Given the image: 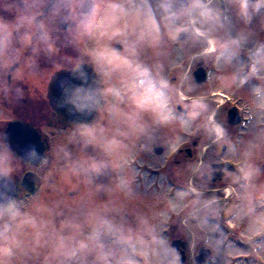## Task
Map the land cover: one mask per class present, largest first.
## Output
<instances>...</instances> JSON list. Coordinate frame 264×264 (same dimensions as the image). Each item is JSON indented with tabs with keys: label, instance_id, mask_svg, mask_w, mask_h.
Wrapping results in <instances>:
<instances>
[{
	"label": "rangeland",
	"instance_id": "rangeland-1",
	"mask_svg": "<svg viewBox=\"0 0 264 264\" xmlns=\"http://www.w3.org/2000/svg\"><path fill=\"white\" fill-rule=\"evenodd\" d=\"M91 1L93 2L91 13L82 14L80 11L82 4L77 9L74 0H28L27 6L24 0H0V23L10 29L20 28L30 33H37L40 39L47 40L49 50L54 53H57L59 47L49 41L58 38L56 40L60 39L64 42V39H67L69 42L67 51L71 60L67 63L69 67L83 61L96 66L98 64L89 53L96 47L97 37L85 35L84 27L96 3V0ZM223 1L225 9L220 11L222 18L227 17L233 34L242 31L248 36L246 48L251 49L264 44V6L255 10L253 6L256 0H248L247 16H245L241 14L239 3L234 0ZM114 2L121 1L114 0ZM152 2L155 3L154 0ZM21 15L24 17L23 20L20 19ZM65 21L76 22V25H61V22ZM65 27L67 29H64ZM42 30L47 31L49 36L40 35L39 31ZM115 42V40L110 42L112 47ZM179 53L180 50L176 49L173 55ZM197 62L192 65L193 72ZM204 64L209 73L214 71L210 62L205 61ZM100 69L106 103L99 110L95 122L85 127L73 126L60 130L52 128L55 131L50 139V159L44 164L43 169L39 170L37 190L31 195H22L18 199L17 206L12 211L6 212L18 210L20 213L18 220L35 219L37 224L36 229L27 226L21 229L17 236L20 242L10 245L12 247L10 256H3V253H0L6 264H98L97 252L88 246L86 240L89 233L86 225L80 229L76 240L67 246L76 249L75 257L62 254L67 247L59 248L57 234L59 236L75 234L76 229L62 225L82 224L86 212L105 205L118 210L109 212V216H114L117 220L122 218L126 226H131L133 229L137 227L141 217H147L167 240L168 247L174 250L170 252L160 249L161 259L165 264H170L176 256L179 258L178 264H200L197 256L201 247L209 250L207 259L201 264H264V225L256 223L253 217L242 212L244 202L241 200L239 211L233 218H224L221 215L229 208L227 185L232 178L221 174L222 179L211 183L205 180L202 174L191 171L190 166L197 159L209 164L210 169L222 168V164L215 156L218 144L213 143L203 129L185 130L179 124L158 129L151 151L139 150L140 145L145 143L143 138L129 137L125 143H134L135 149L124 171L113 169L111 166L101 168L99 171L85 169V160L103 162L107 159L98 143L114 136L123 139L119 133L128 131L122 115V110L126 111V107L118 95L122 88L119 74L115 72L106 74L105 68L100 67ZM166 71L174 82L178 81L179 69L169 67ZM215 88L214 82L206 81L198 85L194 94L210 93ZM228 96L231 98L230 102L235 103L243 113V120L236 128H232L228 121L225 102L218 106L217 101L212 103V107L217 109L215 119L223 124L228 139L240 147L251 138L254 131L248 110L252 99L251 90L246 85L244 89L229 93ZM145 119L151 122L149 117L145 116ZM53 121L59 123L54 113ZM94 137L95 142H89L93 141ZM193 140L198 142L199 148L196 159L189 160L185 157L179 166L176 165L172 160L176 149L191 147ZM173 144L178 147H173ZM155 147H161L162 150L155 151ZM227 157H230L229 153ZM256 164L261 174L255 181L256 187L249 191L258 213L264 211V204H261V200L264 199V187H261L264 185V153L256 160ZM22 167L23 164L8 149L1 150L0 171L16 173ZM121 178L132 180L130 197H126L117 188ZM189 183L196 184L201 190L211 187V191L200 195L204 199L216 198L219 206L218 214L209 218L211 225L218 226V230L211 235L214 239L222 241L216 252L206 246L205 233L198 226V221L192 222L194 219L189 214V209L184 208L181 211L172 207L173 204H188L198 194L191 193ZM240 190L243 194V189ZM5 223L9 225V231L5 236L10 238L16 231L17 221H9L6 216L5 219L0 220V232L3 231ZM37 233L40 235L38 236ZM173 240L184 241L187 247H180V251L172 249ZM100 242L104 245L105 252L112 248V242L108 237H101ZM81 243L85 244V248L79 247ZM148 251L149 255L142 258L132 255L131 250L126 246L120 249L122 259H134L139 264H153L155 259L152 255L153 250ZM183 255L185 260L181 262Z\"/></svg>",
	"mask_w": 264,
	"mask_h": 264
},
{
	"label": "clouds",
	"instance_id": "clouds-1",
	"mask_svg": "<svg viewBox=\"0 0 264 264\" xmlns=\"http://www.w3.org/2000/svg\"><path fill=\"white\" fill-rule=\"evenodd\" d=\"M27 6L28 0H24ZM239 3L241 14L247 16L248 0H234ZM83 0H74L78 9ZM264 6V0H256L255 10ZM24 19L23 15L20 17ZM247 22V21H246ZM85 27V35L97 37L96 47L89 53L95 62L108 73H118L121 91L118 95L125 104L122 110L128 131L119 136L106 138L98 143L107 159L103 162L85 160V169L99 171L111 166L113 169L124 171L134 154L135 144L125 143L129 137L143 138L145 143L140 145V151H151L155 143L156 131L179 124L182 129L200 131L203 129L209 139L218 145H227L230 162L237 165L238 174L225 170L226 177H231L233 183H238L243 194L237 192V198L244 202L242 212L253 217L256 223L264 225V211H256L253 196L249 189L256 187L255 181L260 176V168L256 160L264 153V44L254 48H246L248 36L244 32H236L222 18L219 8L213 0H96L94 10ZM12 30L0 23V57L10 44ZM122 45V50L111 46V41ZM176 49L178 55H173ZM242 54L247 56L244 61ZM197 61L210 62L214 71L206 72V81L215 83L216 88L210 93L194 94L198 87L195 82V72L192 65ZM179 69L178 81H173L166 69ZM202 68H196L201 71ZM258 81V83H252ZM248 85L251 90L249 120L253 122L251 138L240 147L227 138L223 124L215 117L217 109L212 103L218 101L222 105L229 93H234ZM92 91L78 87L73 94L72 103L80 110L91 109L95 104ZM182 106L183 111H178ZM145 116L150 118L145 119ZM92 131V130H90ZM95 142V137L93 141ZM173 147L178 145L173 144ZM33 154L35 150L33 149ZM47 163L46 159L41 161ZM191 171L202 174L210 171V165L197 159L191 166ZM132 180L121 178L117 188L126 197L132 195ZM261 187H264L262 185ZM0 203V220L17 221L16 231L9 238L5 233L9 225L5 223L0 232V253L3 256L12 254V247L20 241L17 236L23 227L37 228L35 219L18 220L19 211L6 213L8 204ZM264 204V199L261 200ZM172 207L189 209V214L198 221V226L204 231V241L207 247L216 252L222 241L214 239L211 233L218 230L217 225L209 223L210 217L218 214L216 198L204 199L196 194L188 204ZM118 211L108 206L91 209L85 213L82 224L62 225L71 226L76 233L69 236H59V248L65 249L76 240L83 226L89 228L86 237L88 246L97 252L98 264H139L134 259H122L120 249L126 246L132 255L146 258L149 249L155 257L153 264H165L161 259L160 249L174 251L168 247L167 240L157 231L147 217H141L135 229L117 220L108 213ZM43 226V225H41ZM258 234V233H257ZM39 236L40 233H37ZM101 237H108L112 248L104 251ZM81 249L85 244H79ZM75 257L76 249L67 247L62 253ZM0 256V264L6 261ZM176 256L170 264H178Z\"/></svg>",
	"mask_w": 264,
	"mask_h": 264
},
{
	"label": "flooded vegetation",
	"instance_id": "flooded-vegetation-1",
	"mask_svg": "<svg viewBox=\"0 0 264 264\" xmlns=\"http://www.w3.org/2000/svg\"><path fill=\"white\" fill-rule=\"evenodd\" d=\"M221 1L222 0H213V3L217 2L216 6L220 11L222 9ZM34 19H36V17ZM62 24H66L65 26H75L76 22L67 23L65 21L64 23L61 22V25ZM64 29L67 28L65 27ZM11 30L10 44L5 50V55L0 57V148L1 150L8 149L7 143L4 140V135L8 124L11 121L17 120L24 124H29L38 133L41 143L46 148L44 155L46 161H48L50 159V139L54 136L53 131H55V129H52L53 127L60 130L73 126H86L81 124L70 126L60 121L57 118V113L53 110L48 97L49 83L53 75L59 70L74 68L80 63H76L72 67L68 66L69 64L67 63L69 61L71 62V60L67 51L69 43L67 39L62 38L64 39V42H62L60 39L56 40L58 38H52V40L49 41L50 43H55L56 46L59 47L57 53H54V51L49 50L47 40L40 39L37 33H30V31L22 30L20 28ZM39 32L42 36H49L45 30ZM254 41L255 40H253V42ZM113 47L117 50H122V45L117 41L113 44ZM242 56L244 61H247V56ZM84 62L86 61L81 63ZM204 63L205 61H198L196 68L200 66L206 68ZM92 67L101 76L102 71L100 72V67L98 65H92ZM34 74L35 76H33ZM230 100V97L225 100L227 115L229 108L236 105L235 103H231ZM178 110L183 111L182 106L178 108ZM53 113L59 123L53 121ZM230 125H232V128L237 127V125ZM197 144L198 142L193 140L191 147H178L174 152L175 155L173 154L172 156V160H174L175 164L179 166L182 159L185 157L189 160L196 159L195 156L199 150ZM227 154L228 150L226 144L223 146L217 145L216 159H218L219 163L226 165L222 166V168L213 167L210 171L203 172L202 177L205 180H209L211 183H216L219 179H222L220 178L221 174L225 175V170L238 174L237 165L234 162H230L231 157H227ZM16 159L19 160L24 167L16 173L10 174L16 175L22 181H24L25 178L37 177L40 175L39 170H42L44 166L42 163H34L36 158L28 163H24L19 158ZM188 186L192 194L198 193L203 195V193H208L212 189L210 187L201 190L196 184L192 183H189ZM227 186L229 190V208L226 213L221 215L224 218H233L239 211L238 206L241 199L237 198V192H240L241 190L239 184L233 183L232 181H230ZM24 188L25 187L21 185L19 198L22 195H26ZM196 221V219L192 220V222Z\"/></svg>",
	"mask_w": 264,
	"mask_h": 264
},
{
	"label": "water",
	"instance_id": "water-1",
	"mask_svg": "<svg viewBox=\"0 0 264 264\" xmlns=\"http://www.w3.org/2000/svg\"><path fill=\"white\" fill-rule=\"evenodd\" d=\"M92 8V2L85 0L81 6V11L89 13ZM202 68L201 71L195 72V82L198 85L206 81L205 73L207 70ZM83 87L90 89L95 97L94 106L85 111L78 110L72 103L73 94L76 88ZM102 78L94 71L92 66L88 63H81L74 68L62 69L57 71L50 83L48 97L53 110L57 113V118L70 126L72 125H91L95 122L98 114V109L102 108L105 104L102 91ZM229 123L238 124L242 116L237 107H232L228 111ZM4 140L8 148L12 151L15 157L21 159L24 163L33 161L34 163H42L45 160L44 151L46 148L43 146L39 139L38 133L29 125L20 121H11L8 124L7 130L4 135ZM35 150L33 154L32 150ZM155 151L160 152L161 147H155ZM226 164H222L224 166ZM39 177L25 178L24 181L20 180L16 175H10L0 171V203L8 204L6 212H10L16 206V200L19 196L21 185H23L24 192L32 194L37 190ZM172 248L180 249V247H187V243L181 240H173ZM209 250L201 247L199 256H197L198 263L204 262L208 257ZM185 260L184 255L180 261Z\"/></svg>",
	"mask_w": 264,
	"mask_h": 264
},
{
	"label": "bare ground",
	"instance_id": "bare-ground-1",
	"mask_svg": "<svg viewBox=\"0 0 264 264\" xmlns=\"http://www.w3.org/2000/svg\"><path fill=\"white\" fill-rule=\"evenodd\" d=\"M222 99V98H221Z\"/></svg>",
	"mask_w": 264,
	"mask_h": 264
}]
</instances>
